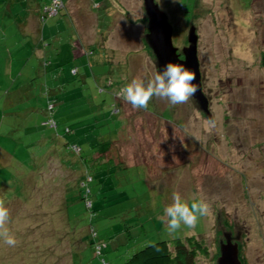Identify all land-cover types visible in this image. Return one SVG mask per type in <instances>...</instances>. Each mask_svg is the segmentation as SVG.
Instances as JSON below:
<instances>
[{
    "label": "rangeland",
    "instance_id": "374dc122",
    "mask_svg": "<svg viewBox=\"0 0 264 264\" xmlns=\"http://www.w3.org/2000/svg\"><path fill=\"white\" fill-rule=\"evenodd\" d=\"M62 1L39 23L47 0H0V202L17 240L0 242V264H125L187 236L206 241L196 264H217L227 233L244 264H264V0H155L179 54L196 30L209 116L192 98L154 97L143 110L117 95L118 83L158 71L143 0ZM26 20L38 35L22 34ZM49 102L55 131L43 125ZM105 143L112 160L90 163ZM173 192L205 199L208 216L169 234Z\"/></svg>",
    "mask_w": 264,
    "mask_h": 264
},
{
    "label": "clouds",
    "instance_id": "9594fccd",
    "mask_svg": "<svg viewBox=\"0 0 264 264\" xmlns=\"http://www.w3.org/2000/svg\"><path fill=\"white\" fill-rule=\"evenodd\" d=\"M195 79L194 73L181 64L168 63L161 71L145 81L142 78H133L124 84L117 95L130 103L134 109L147 110L149 101L154 98L166 99L170 106L186 103L196 91L191 82ZM209 127L215 122L208 120ZM209 203L202 197L196 196L185 199L179 192H173L172 202L164 207L161 222L169 234H175L182 228L193 229L199 221L208 216ZM9 209L0 202V242L9 247H15V235L4 226L9 222Z\"/></svg>",
    "mask_w": 264,
    "mask_h": 264
},
{
    "label": "water",
    "instance_id": "95a60500",
    "mask_svg": "<svg viewBox=\"0 0 264 264\" xmlns=\"http://www.w3.org/2000/svg\"><path fill=\"white\" fill-rule=\"evenodd\" d=\"M143 9L147 19V34L145 36L149 49L155 56L158 71H161L168 63L181 64L194 73L195 79L191 82L196 91L191 98L197 107L206 116H209V102L202 92L201 76L197 58L196 30L191 26L187 34V46L181 53L173 46L172 27L168 23L166 15L158 8L155 0H143ZM182 57V58H181ZM217 264H241L238 257V245L233 243L229 233L224 234V243L220 245Z\"/></svg>",
    "mask_w": 264,
    "mask_h": 264
},
{
    "label": "trees",
    "instance_id": "16d2710c",
    "mask_svg": "<svg viewBox=\"0 0 264 264\" xmlns=\"http://www.w3.org/2000/svg\"><path fill=\"white\" fill-rule=\"evenodd\" d=\"M50 2L51 0H47V3H44L39 7L38 18H39L40 23H44L47 18V16L43 13V10L45 6H48L50 4ZM61 2L63 4V7L60 10H58V13L56 15H59V13L64 8V3L62 0ZM260 65L264 68V55H262L261 57ZM72 72L74 73V75L77 74L76 70H72ZM118 84L119 85H116V87L117 88L119 87L120 89L121 82ZM114 86H115L114 83L111 85H106L104 89L102 90H105L107 88L112 89ZM113 95L115 97L114 105L116 106L117 105L116 104L117 95L115 94ZM54 107H55V102L48 103L47 120L43 123V125L48 128H52L55 131V129L57 128V125L51 119V116L54 114ZM99 146L95 150L98 153H95V156L91 157L90 163L100 160V159L102 160L103 158H106L108 154H111L112 143L102 144L100 146V149H99ZM108 159L112 160V158H108ZM92 168L93 166H90V168L86 170L87 172L85 174L86 175L85 179L86 180L89 179L90 182L92 181V178L88 175V173ZM86 180H84L81 184V186L83 187V195H81V197L83 196L82 200H84L85 208L87 210H91L92 202L88 200L90 189L88 188V184ZM90 234L92 237L96 236V233H94L93 231H90ZM97 244L98 243L94 245L91 244V247L95 249ZM98 247H100V245ZM198 257H204V258L208 257V248L206 246V241L204 237L203 236H187L185 238H177V239H172L168 241H159V242H155L150 245H147L143 249L133 253L126 260L125 264H196V259ZM238 257H239L241 264H244L240 251L238 253Z\"/></svg>",
    "mask_w": 264,
    "mask_h": 264
},
{
    "label": "crops",
    "instance_id": "0c3cea01",
    "mask_svg": "<svg viewBox=\"0 0 264 264\" xmlns=\"http://www.w3.org/2000/svg\"><path fill=\"white\" fill-rule=\"evenodd\" d=\"M88 1V0H87ZM38 4V3H37ZM43 4V3H42ZM41 4V5H42ZM76 4H77V0H76ZM40 4H38V5H36V10H38L37 12H39V7L41 6ZM79 10V9H78ZM77 10V11H78ZM80 11V10H79ZM35 16L37 17V20H38V22L40 23V21H39V18H38V13H36L35 14ZM77 18H79L78 19V21H77V27L79 28V29H81L80 27H79V25L82 23V17L80 16V15H77L76 16ZM28 25H29V23H28ZM22 27V26H21ZM36 31V33H37V35L39 34V30H34L33 28H31V27H28L27 26V20L25 21V23L23 24V29H22V34L24 35V36H27V35H29V33L31 34V35H34V32ZM34 36H36V35H34Z\"/></svg>",
    "mask_w": 264,
    "mask_h": 264
},
{
    "label": "built area",
    "instance_id": "2783aa9c",
    "mask_svg": "<svg viewBox=\"0 0 264 264\" xmlns=\"http://www.w3.org/2000/svg\"><path fill=\"white\" fill-rule=\"evenodd\" d=\"M62 7L63 4L61 0H51L50 4L44 7L43 13L47 17H52L55 16L58 13V10H60Z\"/></svg>",
    "mask_w": 264,
    "mask_h": 264
},
{
    "label": "flooded vegetation",
    "instance_id": "af4514ba",
    "mask_svg": "<svg viewBox=\"0 0 264 264\" xmlns=\"http://www.w3.org/2000/svg\"><path fill=\"white\" fill-rule=\"evenodd\" d=\"M231 237H232V234H231Z\"/></svg>",
    "mask_w": 264,
    "mask_h": 264
}]
</instances>
